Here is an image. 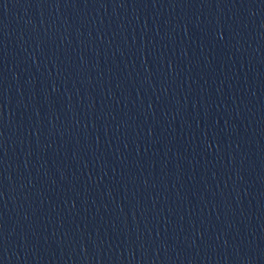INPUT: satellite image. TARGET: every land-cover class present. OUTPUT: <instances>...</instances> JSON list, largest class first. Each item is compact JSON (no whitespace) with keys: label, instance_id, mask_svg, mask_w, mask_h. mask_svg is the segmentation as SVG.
I'll use <instances>...</instances> for the list:
<instances>
[{"label":"water","instance_id":"95a60500","mask_svg":"<svg viewBox=\"0 0 264 264\" xmlns=\"http://www.w3.org/2000/svg\"><path fill=\"white\" fill-rule=\"evenodd\" d=\"M0 264H264V0H0Z\"/></svg>","mask_w":264,"mask_h":264}]
</instances>
